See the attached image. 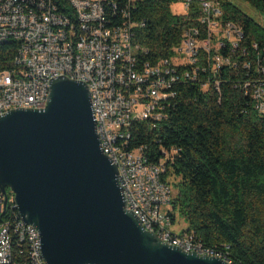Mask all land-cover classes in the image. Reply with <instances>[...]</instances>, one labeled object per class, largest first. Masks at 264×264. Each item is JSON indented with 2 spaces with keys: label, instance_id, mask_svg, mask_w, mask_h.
<instances>
[{
  "label": "trees",
  "instance_id": "16d2710c",
  "mask_svg": "<svg viewBox=\"0 0 264 264\" xmlns=\"http://www.w3.org/2000/svg\"><path fill=\"white\" fill-rule=\"evenodd\" d=\"M183 1L105 4L108 28L134 26L133 40L144 49L134 57L137 70L167 60L174 72L166 79L178 78L163 91V117L133 121L125 150H141L163 170L162 181L176 188L169 216L172 225L176 213L187 223L180 235L231 264H264V113L254 96L264 89V26L230 0H208L215 3L209 11L220 9L223 26L240 29L237 47L223 39L217 53L201 46L194 64L176 65L186 33L200 45L213 39L198 4L183 15L171 11ZM242 1L264 16V0ZM19 50L14 42L0 44V72L15 69ZM215 55L229 63L214 70Z\"/></svg>",
  "mask_w": 264,
  "mask_h": 264
},
{
  "label": "built area",
  "instance_id": "2783aa9c",
  "mask_svg": "<svg viewBox=\"0 0 264 264\" xmlns=\"http://www.w3.org/2000/svg\"><path fill=\"white\" fill-rule=\"evenodd\" d=\"M108 0H0V44L14 42L23 47V57H14L15 69L0 72V116L13 109H41L47 106V89L52 79L67 77L87 84L92 98L94 117L106 155L117 166L119 183L132 211L147 231L153 232L165 244L185 252L222 258L189 235L171 232L170 211L172 188L162 181L163 170L150 164L141 150L126 151L135 120H160L161 103L168 99L163 93L170 88L166 77L174 72L169 61L155 66L134 64L142 49L133 40L132 28L106 26L105 4ZM208 0H184L187 12L193 3L199 5L200 19L211 33L221 24L222 13L209 11ZM78 9H86V19H78ZM136 26V25H135ZM223 39L237 47L240 29L224 26ZM197 35V31H192ZM213 35V34H212ZM174 64H194L201 46L209 53L212 41L197 43L189 33L184 35ZM126 42H134L133 59H126ZM106 47L117 52V61H108ZM185 62L177 63L178 59ZM214 70L229 63L222 56H213ZM188 76V74H187ZM150 78H155L152 82ZM150 82V83H149ZM256 108L264 113V89L255 91ZM6 204V206H5ZM14 195L0 189V264H42L30 225L14 214ZM226 261V260H225ZM231 264V262L227 261Z\"/></svg>",
  "mask_w": 264,
  "mask_h": 264
},
{
  "label": "water",
  "instance_id": "95a60500",
  "mask_svg": "<svg viewBox=\"0 0 264 264\" xmlns=\"http://www.w3.org/2000/svg\"><path fill=\"white\" fill-rule=\"evenodd\" d=\"M118 177L86 83L52 79L44 109L0 116V189L39 232L46 264H230L147 231L127 209Z\"/></svg>",
  "mask_w": 264,
  "mask_h": 264
},
{
  "label": "rangeland",
  "instance_id": "374dc122",
  "mask_svg": "<svg viewBox=\"0 0 264 264\" xmlns=\"http://www.w3.org/2000/svg\"><path fill=\"white\" fill-rule=\"evenodd\" d=\"M232 2H234L235 4H237L238 6H240L247 14H249L250 16H252L255 20H257L261 25L264 26V16L261 15L260 13H258L257 11L253 10L251 7H249L248 4H246L244 1L242 0H230ZM214 5V1H211ZM171 11L174 14H179V15H183L185 14L186 10L184 7L183 3H177L174 4L171 7ZM228 33L227 28H225L224 26H221V24L217 27H215L213 29V39H212V45H210V47H212L213 50H217L219 41L226 36V34ZM185 62V60L182 59H178L177 63H182ZM173 183V180H171ZM170 181V182H171ZM8 192L10 193V191L8 190ZM177 195V190L176 188L173 186L172 187V197H175ZM169 210H172V206H167V207H163V211L167 212ZM187 228V223L185 222V220L176 213V219H175V224L171 226V232H173L174 234L180 235V233L185 230Z\"/></svg>",
  "mask_w": 264,
  "mask_h": 264
},
{
  "label": "bare ground",
  "instance_id": "6f19581e",
  "mask_svg": "<svg viewBox=\"0 0 264 264\" xmlns=\"http://www.w3.org/2000/svg\"><path fill=\"white\" fill-rule=\"evenodd\" d=\"M78 19H86V9H78ZM130 42H126V59H130L133 57V49L131 48V45L129 44ZM18 57H23V47H20ZM106 57L108 58V61H117V52L116 49L113 47H106ZM50 94V89H47V100ZM46 106H42L41 109H44ZM103 152L106 154V146H104V143H101ZM14 212L17 213L15 210V205H14ZM18 220H21L18 216ZM30 231L31 234L34 236V241L36 242V245H41V240H40V234L37 231V229L33 226H30ZM38 255L40 257V261L42 264H46V262L42 258V253H41V247H38Z\"/></svg>",
  "mask_w": 264,
  "mask_h": 264
}]
</instances>
